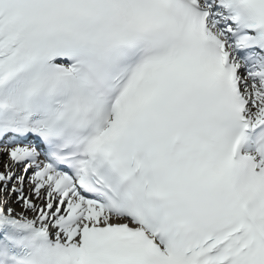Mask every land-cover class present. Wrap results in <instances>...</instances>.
<instances>
[{
    "label": "snow or ice",
    "instance_id": "1",
    "mask_svg": "<svg viewBox=\"0 0 264 264\" xmlns=\"http://www.w3.org/2000/svg\"><path fill=\"white\" fill-rule=\"evenodd\" d=\"M0 158V264H264V0H0Z\"/></svg>",
    "mask_w": 264,
    "mask_h": 264
},
{
    "label": "bare ground",
    "instance_id": "2",
    "mask_svg": "<svg viewBox=\"0 0 264 264\" xmlns=\"http://www.w3.org/2000/svg\"><path fill=\"white\" fill-rule=\"evenodd\" d=\"M0 159H3V158H0ZM0 170H3L2 168H0ZM19 210V209H18Z\"/></svg>",
    "mask_w": 264,
    "mask_h": 264
}]
</instances>
